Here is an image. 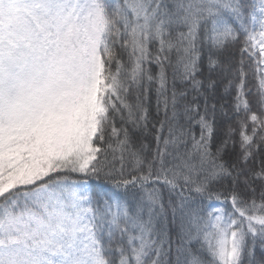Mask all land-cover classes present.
Here are the masks:
<instances>
[{"label": "snow or ice", "instance_id": "obj_1", "mask_svg": "<svg viewBox=\"0 0 264 264\" xmlns=\"http://www.w3.org/2000/svg\"><path fill=\"white\" fill-rule=\"evenodd\" d=\"M0 264H264V0H0Z\"/></svg>", "mask_w": 264, "mask_h": 264}, {"label": "trees", "instance_id": "obj_2", "mask_svg": "<svg viewBox=\"0 0 264 264\" xmlns=\"http://www.w3.org/2000/svg\"><path fill=\"white\" fill-rule=\"evenodd\" d=\"M239 55H240V54H239V52L237 51V53H236V59H237V62L239 61ZM246 63H247V61H246ZM205 68H206V64H205ZM220 91L222 92L223 89L221 88ZM151 113H152V116L155 117L156 113H155V95H154V94H153V97H152ZM161 118H162V116H161ZM153 146H154V142H153ZM117 156H118V154H117ZM108 161H109L111 164H114L115 167H116L117 169L120 167V161H119V159L117 158L116 160H113L111 154H109V156H108ZM89 183H90L94 188H95L98 184H100V185L103 186L104 189H106V190H108V191H110V192H115V191H116V189H114V188L112 187L111 184H109V183H104L103 181H101V182H97V181H95L94 179H92V180L89 181ZM209 203H210L211 207H220V206H222V205L220 204V202L215 201V200H213V201H211V202H209ZM211 207L209 208V210H211ZM229 207H230V205H229ZM257 259H259V252H257Z\"/></svg>", "mask_w": 264, "mask_h": 264}]
</instances>
